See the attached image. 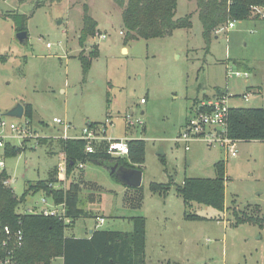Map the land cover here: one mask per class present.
I'll list each match as a JSON object with an SVG mask.
<instances>
[{
	"label": "rangeland",
	"instance_id": "1",
	"mask_svg": "<svg viewBox=\"0 0 264 264\" xmlns=\"http://www.w3.org/2000/svg\"><path fill=\"white\" fill-rule=\"evenodd\" d=\"M84 2L97 22V34L104 37L95 34L81 45ZM14 13L27 16L24 42L17 37L18 25L10 16ZM187 14H191L190 28L124 42L122 9L114 0H63L35 9L30 1L0 0V57H4L0 58V106L31 103L30 124L39 135L24 142L25 148L15 156L6 155L7 175L15 178L10 187L19 197L28 183L47 179L61 162V127L52 125L53 117L79 129L108 118L112 124H107V136L146 142L141 165L144 198L140 208L124 206L123 184L104 165L86 162L77 172L103 189L90 204L83 190L81 201L86 209L104 216L101 228L130 231L131 217L144 216L145 264H264V226L236 225L232 217L235 209L264 219V141H237L234 157L202 140L190 142L188 150L175 141L193 100L204 92L212 96L216 87L232 96L231 107H264V20H233V26L225 24L207 46L195 0H177L174 17ZM95 45L98 54L84 72L78 54L87 55ZM236 71L241 75L231 74ZM244 93L251 94L248 101ZM127 115L143 124L125 129ZM22 144L15 140L7 147ZM220 159L228 176L224 210L196 202L185 205L173 186L185 177L213 178L214 164ZM150 182L171 183V187L159 195L150 191ZM43 196L29 193L16 211L42 206ZM184 212L205 218L187 219ZM94 223L92 216L80 217L65 233L86 237ZM59 259L52 264H62Z\"/></svg>",
	"mask_w": 264,
	"mask_h": 264
},
{
	"label": "trees",
	"instance_id": "2",
	"mask_svg": "<svg viewBox=\"0 0 264 264\" xmlns=\"http://www.w3.org/2000/svg\"><path fill=\"white\" fill-rule=\"evenodd\" d=\"M30 1L33 8L46 3H60L63 0H19ZM122 9V31L124 42L138 38L166 37L178 28L192 26L191 14L175 18L177 0H114ZM197 14L202 26V37L209 44L211 37L225 24L233 20H245L250 17L264 20V0H195ZM18 25L16 30H25L27 16L20 13L10 14ZM98 32L97 22L88 13L87 3H83V26L79 34V42L84 45L89 37ZM98 54L95 45L86 55L83 51L78 54L83 71L89 68L92 59ZM4 59V57H0ZM223 94L217 89L216 95ZM196 102V101H195ZM194 102V103H195ZM25 118L33 119V106L25 103ZM90 124H99L89 122ZM228 136L236 141L263 140L264 141V107L238 106L230 107L227 120ZM62 150L66 153L68 164L67 174L70 178L65 190L53 189L49 183L56 182V168L48 178L28 183L21 196H16L10 187L3 185L2 180L7 172L0 173V222L12 229L23 231V244L16 252L21 264H52L55 258H61L62 264H145L146 248V219L144 216H132L131 231H117L108 229H94L89 237L66 235V228L80 217L93 216V211L86 209L81 201L83 190L87 193V202L97 201V194L102 187L96 182L85 180L83 172L74 171L77 162H96L102 165L118 162L120 165L141 169L145 161L146 142L144 139L129 138L127 140L128 153L115 157L98 147L92 154L84 151L82 140L58 139ZM20 146L7 147V156H15L25 148L24 142ZM213 178L185 177L183 181L173 186L185 205L196 202L223 211L225 208L226 165L223 159L214 164ZM74 171V172H73ZM73 172V173H72ZM109 172V171H108ZM110 176L117 179L114 173ZM124 186V185H123ZM171 183L150 182L152 193L165 195ZM44 191L52 196L55 203H65L66 216L70 218L65 223L55 216L42 214L18 213V205L26 196ZM141 186L127 187L122 196V203L128 208L137 209L143 204ZM251 214V213H250ZM245 210H233L232 217L236 225L241 223L256 224L263 227V218L253 217ZM187 219H203L205 217L184 212Z\"/></svg>",
	"mask_w": 264,
	"mask_h": 264
},
{
	"label": "built area",
	"instance_id": "3",
	"mask_svg": "<svg viewBox=\"0 0 264 264\" xmlns=\"http://www.w3.org/2000/svg\"><path fill=\"white\" fill-rule=\"evenodd\" d=\"M231 26H233V23L229 22L227 27ZM120 33H123V31L121 30ZM96 35L104 37V34L101 33H96ZM231 74L236 76L241 75L238 71L231 72ZM243 75L247 74L244 73ZM250 95V93H244L242 97L245 101H248ZM229 97L232 96L223 93L217 97L202 98L195 102L191 107L190 115L179 130L175 141L183 142L185 149L188 150L190 142L202 140L207 145L219 146L227 156H236L237 141L229 137L227 133L228 113L231 107L228 103ZM140 101L142 103L145 102L143 98ZM30 123L31 121L26 119L25 115L21 119L0 117V173L6 171L7 145L9 143H13L15 140L24 141L30 138H39L38 133L32 129ZM51 123L52 125H59L61 127L58 139L82 140L86 154L95 153L98 147L115 157L125 156L128 153L127 140L129 137L113 138L106 135L107 124H112V120L108 118L105 122L99 124L86 123L81 129L60 117H53ZM125 123V129L143 124L139 118H132L130 115L125 116ZM61 157V162L58 163L56 168L57 181L49 183V187L65 190L69 183L67 174L68 159L64 151ZM84 164L82 161L77 162L74 171L82 169ZM13 182H15V178L8 175L2 180L3 185L7 187H10ZM39 192H42L44 195L40 199L42 206H33L23 213L51 215L61 219L65 223H69L70 218L66 216L65 203H55L52 196L47 195L44 191ZM95 220L101 224L104 218L96 217ZM23 239V231L21 229L14 230L10 226L0 222V264H21L16 257V252L21 248Z\"/></svg>",
	"mask_w": 264,
	"mask_h": 264
},
{
	"label": "water",
	"instance_id": "4",
	"mask_svg": "<svg viewBox=\"0 0 264 264\" xmlns=\"http://www.w3.org/2000/svg\"><path fill=\"white\" fill-rule=\"evenodd\" d=\"M20 41L24 42L27 38L26 31L22 30L17 33ZM25 115V106L23 103H16L11 108L0 113V117H10L21 119ZM89 123V122H87ZM162 152H158L160 155ZM110 173H114L118 181L127 187L141 186L142 170L134 167L120 165L118 162L104 165Z\"/></svg>",
	"mask_w": 264,
	"mask_h": 264
},
{
	"label": "crops",
	"instance_id": "5",
	"mask_svg": "<svg viewBox=\"0 0 264 264\" xmlns=\"http://www.w3.org/2000/svg\"><path fill=\"white\" fill-rule=\"evenodd\" d=\"M123 49H125L126 50V48H124L123 47ZM217 89H220L221 91H222V93H226V90H224V89H222V88H220V87H216L215 88V94H213L212 96L213 97H215V96H218V95H216V93H217ZM212 96H209L206 92H204V95L202 96V98H205V99H209V98H212ZM202 98H198V97H196V99H194L193 100V103L196 101H198V100H200V99H202ZM13 106V104H11V105H9V106H7V105H5V106H0V109H3L4 111H6L7 109H9V108H11ZM181 128V127H180ZM124 190H125V186H124ZM89 204H90V202H89ZM94 214H93V216L92 217H94V220H95V218L96 217H104L101 213L98 215L97 213H95V212H93ZM138 216V215H137ZM77 220V219H76ZM75 220V221H76ZM75 221H73V223H71V227L74 225V223H75ZM132 222V221H131ZM132 227H133V224H132ZM94 229H104V228H101L100 226H99V223L95 220V223H94V226L91 228V229H89V234L86 236V237H89L90 236V234L93 232V230ZM132 230V229H131ZM130 230V231H131ZM117 231H119V230H117ZM74 236V235H73ZM84 237V236H83ZM59 260H61L62 261V259L60 258Z\"/></svg>",
	"mask_w": 264,
	"mask_h": 264
}]
</instances>
